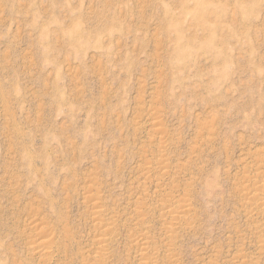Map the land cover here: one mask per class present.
Masks as SVG:
<instances>
[{
    "label": "rangeland",
    "instance_id": "1",
    "mask_svg": "<svg viewBox=\"0 0 264 264\" xmlns=\"http://www.w3.org/2000/svg\"><path fill=\"white\" fill-rule=\"evenodd\" d=\"M263 171L264 0H0V264H264Z\"/></svg>",
    "mask_w": 264,
    "mask_h": 264
},
{
    "label": "bare ground",
    "instance_id": "2",
    "mask_svg": "<svg viewBox=\"0 0 264 264\" xmlns=\"http://www.w3.org/2000/svg\"><path fill=\"white\" fill-rule=\"evenodd\" d=\"M157 129H159V128L157 127ZM157 129L155 128V130H157ZM160 130H161V129H160ZM155 132H156V131H155ZM162 132H163V130H162ZM158 133H159V132H158ZM159 163L161 164L162 161L160 160ZM165 164H166V163H165ZM159 168H160V167H159ZM159 168H158V169H159ZM164 168H165V167H164ZM161 170H162V169H161ZM258 171H259V170H258ZM258 171H257V172H258ZM147 172H148V171H147ZM147 172H146V173H147ZM158 172H159V171H158ZM261 172H262V171H261ZM163 173H165V172H163ZM263 173H264V171H263ZM143 174H144V173H143ZM256 174H258V173H256ZM259 175H261V174H259ZM144 176H145V175H144ZM252 176H253V175H252ZM161 177H163V176H161ZM248 177H249V176H248ZM248 177H247V180H250V179H248ZM250 177H251V176H250ZM256 177H257V176H256ZM256 177H255V179L258 178V177H257V178H256ZM253 178H254V177H253ZM253 178H252V179H253ZM159 179H160V178H159ZM155 181H157V179H156ZM263 181H264V180H263ZM250 183H251V182H250ZM258 183H259V182H258ZM260 183H261V179H260ZM257 185H258V184H257ZM257 185H256V186H257ZM259 185H260V184H259ZM252 186H253V184H252ZM260 186H261V185H260ZM93 187H94V186H93ZM253 187H254V186H253ZM262 188H264L263 185H262ZM91 189H92V188H91ZM247 189H248V188H247V186H246V190H247ZM250 189H251V190H250ZM256 189H257V188H256ZM88 190L91 191L90 188H89ZM254 191H255V187H254ZM254 191L252 190L251 187H249L248 191L246 192L247 195H246V193H245V197L247 196V197L251 198V199H249L250 201H253V200L257 199V197H260L258 193H257L258 195H256V196H257V197H256L255 194H254ZM255 193H256V192H255ZM89 194H90V193H89ZM252 197H253V200H252ZM91 198H94V199H95V197H92V196L90 197V199H91ZM180 198H181V197H180ZM182 198H183V197H182ZM262 198H264V197H261L260 199H262ZM167 199H168V198H167ZM178 199H179V198H178ZM176 200H177V199H176ZM183 200H184V198H183ZM246 200H247V199H246ZM258 200H259V199H257V201H258ZM262 200H263V199H262ZM91 201H92V200H91ZM165 201H166V200H165ZM260 201H261V200H260ZM101 202H102V201H101ZM181 202H182V201H181ZM185 202H186V201H185ZM185 202H184V203H185ZM254 202H255V201H254ZM93 203H94V205H92L93 208H94V207H95V209L97 208L96 211H94V212L96 213V216H97V215H99V214L101 213V210L99 209V206H102V205H100V203H98V201H95V202H93ZM93 203H92V204H93ZM247 203H249V202H247ZM251 203H252V202H251ZM257 203H258V202H257ZM101 204H102V203H101ZM166 204H167V203H166ZM259 204H261V206H262V204H264V203L261 201V202H259ZM181 205H183V204H181ZM181 205H180V207H181ZM255 205L258 206V204H256V203H255ZM90 206H91V205H90ZM167 207H168V205H167ZM173 207H174V206H173ZM178 207H179V206H178ZM250 207H251V206H250ZM253 207H254V206H253ZM90 208H91V207H90ZM171 208H172V207H171ZM175 208H176V207H175ZM183 208H184V207H183ZM183 208H181V209H183ZM257 208H258V207H257ZM263 208H264V207H262V209H263ZM166 209H167V208H166ZM259 209H260V208H259ZM171 210H173V209H171ZM176 210H178V209H176ZM254 210H255V208H254ZM92 213H93V212H92ZM95 213H94V214H95ZM163 214H164V213H163ZM165 214H167V213L165 212ZM171 214H173V213H171ZM171 214H170V215H171ZM174 214H175V213H174ZM99 216H100V215H99ZM99 216H98V217H99ZM93 218H94V217H93ZM174 218H175V217H174ZM177 218H178V217H177ZM179 218H180V217H179ZM176 220H177V219H176ZM106 222H107V221H106ZM143 222H144V221H143ZM100 223H101V225L103 224L102 222H100ZM100 223H98L99 226H101ZM104 223H105V222H104ZM106 224H107V223H106ZM143 225H144V224H143ZM33 226H37V225L34 224ZM95 226H97V225L95 224ZM99 226H98V227H99ZM105 226H106V225H105ZM98 227H97V228H98ZM102 228H103V227H102ZM95 229H96V228H95ZM105 229H106V227H105ZM109 230H110V225H109ZM135 230H136V229H135ZM99 231H100V230H99ZM141 231H142V230H141ZM103 232H104V233H103ZM103 232H102V233H103L102 235H106L105 238L107 239V238H108V237H107V233H108L109 231H106V232H107L106 234H105V231H103ZM112 232H113V231H112ZM134 233H135V232H134ZM98 234H99V233H98ZM111 234H112V233H111ZM111 234H110V235H111ZM142 234H143V233H142ZM146 234H147V233H146ZM102 235H99V236H102ZM138 235H139V234H138ZM143 235H144V234H143ZM133 236H134V235H133ZM135 236H136V235H135ZM147 236H148V235H147ZM138 237H139V236H138ZM148 238H149V237H148ZM96 239L98 240L99 238H96ZM96 239H95V241H96ZM136 239L138 240L139 238H136ZM143 239H144V238L141 239V242H140L141 244H143V242L146 240V239H145V240L143 241ZM36 241H37V240H36ZM104 241H107V240H105L104 238L99 239V243H100V244H101V243H102V244L106 243V242H104ZM130 241H131V240H130ZM38 242H39V240H38ZM103 242H104V243H103ZM33 243H34V242H33ZM96 243L99 245L98 241H96ZM107 243H108V242H107ZM138 243H139V241H138ZM145 243H146V242H145ZM34 244H35V243H34ZM39 244H41V246L44 245L45 248H46V247H47L46 244H48V241H47V240H46V241H45V240H41ZM133 244H134V243H133ZM136 244H137V243H136ZM98 245H97V246H98ZM106 245H108V244H106ZM134 245H135V244H134ZM143 245H144V244H143ZM166 245H167V244H166ZM38 246H39V245H38ZM38 246H37V248H38ZM137 246H139V245H137ZM137 246H136V248H137ZM141 246H142V245H141ZM33 247H34V246H33ZM35 247H36V246H35ZM42 247H43V246H42ZM104 247H105V246H104ZM139 247H140V246H139ZM145 247H146V244H145ZM97 248H98V247H97ZM100 248H101V247H100ZM142 248H143V246H142ZM164 248H165V247H164ZM101 249H102V248H101ZM140 249H141V248H140ZM141 251H143V250H141ZM143 252H144V253H142V254H141V252L138 253V254H140L141 256H142L143 254H146L145 251H143ZM150 252H151V251H150ZM152 253H153V252H152ZM153 254H154V253H153ZM168 255H169V254H168ZM149 256H150V255H149ZM149 256H148V258H149ZM170 256H171V255H170ZM94 258H95V257H94ZM99 258H101V257H99ZM140 258H141V257H140ZM143 258H144V257H143ZM145 258H146V257H145ZM95 259H96V258H95ZM169 259H170V258H169ZM96 260H97V259H96ZM98 260H100V259H98ZM103 261H104V260H103ZM151 261H152V260H151ZM104 262H105V261H104ZM140 262H141V261H140ZM140 262H139V263H140ZM144 262H145V261H144ZM146 262H148V261L146 260ZM152 262H153V261H152ZM161 262H162V260H161ZM162 263H163V262H162ZM168 263H169V262H168ZM143 264H144V263H143ZM146 264H147V263H146ZM159 264H160V263H159ZM166 264H167V263H166ZM173 264H174V263H173Z\"/></svg>",
    "mask_w": 264,
    "mask_h": 264
}]
</instances>
